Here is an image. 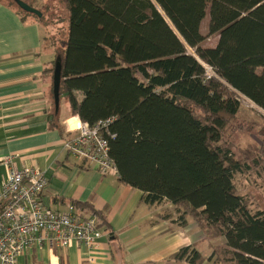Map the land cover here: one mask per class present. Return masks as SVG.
<instances>
[{"label": "trees", "instance_id": "trees-1", "mask_svg": "<svg viewBox=\"0 0 264 264\" xmlns=\"http://www.w3.org/2000/svg\"><path fill=\"white\" fill-rule=\"evenodd\" d=\"M3 1L44 26L32 1L40 17ZM59 1L66 38L58 47L44 37L54 55L48 72L59 63L72 115L90 125L112 119L103 134L119 180L144 203L167 201L183 222L191 216L206 236L222 237L214 262L264 264V212L235 185L251 166L224 136L232 122L238 131L235 91L264 111V0ZM211 35L216 43L203 46ZM252 161L259 167L264 157ZM176 258L203 259L188 248Z\"/></svg>", "mask_w": 264, "mask_h": 264}, {"label": "crops", "instance_id": "crops-1", "mask_svg": "<svg viewBox=\"0 0 264 264\" xmlns=\"http://www.w3.org/2000/svg\"><path fill=\"white\" fill-rule=\"evenodd\" d=\"M44 37L35 18L0 0V183L7 177L8 155L17 168L37 166L48 180L46 205L63 212L75 203L81 216L99 219L101 236L93 248L77 242L63 248L33 245L18 263L190 264L176 258L188 248L203 258L196 264H219L210 255L222 237L206 236L191 216L183 222L167 201L144 203L142 192L121 182L117 172L102 175L64 149L78 117L64 97L55 108L48 72L54 55Z\"/></svg>", "mask_w": 264, "mask_h": 264}, {"label": "built area", "instance_id": "built-area-1", "mask_svg": "<svg viewBox=\"0 0 264 264\" xmlns=\"http://www.w3.org/2000/svg\"><path fill=\"white\" fill-rule=\"evenodd\" d=\"M240 96L251 106L256 105L235 91L239 104ZM111 121L90 125L77 118L74 127L67 130L74 135L63 142L68 154L92 165L102 175L116 173L108 154V137L103 134ZM13 157H4L8 173L0 183V264H19L18 257L33 245L63 248L77 242L93 248L101 236L96 216H81L74 204L63 212L50 209L43 197L48 184L44 172L34 165L17 168Z\"/></svg>", "mask_w": 264, "mask_h": 264}, {"label": "rangeland", "instance_id": "rangeland-1", "mask_svg": "<svg viewBox=\"0 0 264 264\" xmlns=\"http://www.w3.org/2000/svg\"><path fill=\"white\" fill-rule=\"evenodd\" d=\"M26 3H34L38 9H42L45 13L42 20L44 24V34L46 36V43L50 44V39H55L58 47H63L65 44L67 31V12L64 5L59 0H22ZM36 8V7H35ZM37 9V8H36ZM208 15L206 14L201 31L204 35L207 34ZM217 36L211 35L206 37L203 46L210 47L216 43ZM192 53L191 49H188ZM53 62L51 63L52 67ZM207 72L211 74V69L207 67ZM50 74V73H49ZM51 75V74H50ZM65 99L61 100V113L65 109ZM53 110V109H52ZM236 117V124L238 131L235 134L237 127L233 122L227 127L224 136H228L229 144L234 146V154L241 160H247L250 163L251 169L244 173L235 175V185L237 192L245 196L247 204L252 210H262L264 212V163L256 167L252 160H260L264 157V111L258 107L250 104V101L240 96V108ZM234 132V133H233ZM237 144V151L235 150ZM245 155H249L246 158ZM258 168L261 169L258 173Z\"/></svg>", "mask_w": 264, "mask_h": 264}, {"label": "water", "instance_id": "water-1", "mask_svg": "<svg viewBox=\"0 0 264 264\" xmlns=\"http://www.w3.org/2000/svg\"><path fill=\"white\" fill-rule=\"evenodd\" d=\"M16 4L24 11L28 13H32L36 15L37 17L41 16V12L36 9L35 7H32L28 3L22 1V0H16ZM59 86H60V65L59 63H55V67L52 73V94H53V100L55 104V108L58 109L59 104Z\"/></svg>", "mask_w": 264, "mask_h": 264}]
</instances>
